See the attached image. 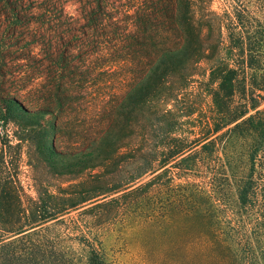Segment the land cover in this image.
I'll list each match as a JSON object with an SVG mask.
<instances>
[{
  "label": "trees",
  "instance_id": "obj_1",
  "mask_svg": "<svg viewBox=\"0 0 264 264\" xmlns=\"http://www.w3.org/2000/svg\"><path fill=\"white\" fill-rule=\"evenodd\" d=\"M76 2L82 23L65 40L61 32L72 26L58 25L65 16L60 0H0V53L39 46L40 72L60 79L57 112V93L77 102L75 87L94 84L72 60L100 52L111 65L105 73L130 64L132 78L111 110L100 112L102 98L90 97L83 190L60 192L54 206L23 217L18 187L0 172V264H72L67 239L81 247L83 264H117L99 237L130 215L144 228L171 233L169 264L192 255L195 264L264 256V23L240 10L194 14L190 0H134L133 12L124 13L130 27L109 0ZM92 72L87 61L84 73ZM3 101L19 106L13 97ZM55 129L80 138L73 126Z\"/></svg>",
  "mask_w": 264,
  "mask_h": 264
},
{
  "label": "rangeland",
  "instance_id": "obj_2",
  "mask_svg": "<svg viewBox=\"0 0 264 264\" xmlns=\"http://www.w3.org/2000/svg\"><path fill=\"white\" fill-rule=\"evenodd\" d=\"M109 1L115 7L111 12L121 20L120 24L127 23L131 27L132 22L126 19L124 13L127 11L131 14L136 8V2ZM60 6L65 16L59 17L61 21L58 25H62L63 29L64 24L69 21L72 26L70 32L66 30L61 32L66 40L74 32L73 28L82 23V18L76 0H60ZM178 9L184 11L186 8ZM188 10L194 14H204L209 11L217 14L232 13L240 10L242 13L249 12L255 15L264 23L263 0H190ZM32 26L34 29L39 27L36 24ZM70 44L72 45V42ZM21 47L18 49L10 45L2 54L0 53V69L3 73L0 75V172L8 174L13 184L18 187L19 203L25 208L23 217H32L37 213V209L43 207L49 209L54 206L58 202L56 196L60 192L70 195L75 190L81 191L85 185H88L90 171L83 167L87 165V158L84 157L87 152L84 148V134L92 122L89 118L90 97L95 96L97 101L102 98V102L97 106L100 112L111 110L109 108L111 100H117L116 97L123 92L132 74L126 73L131 68L130 64H116L114 72L105 73L104 69L110 70L111 65L105 61V57H98L100 52L84 62L72 60L70 64L73 68L77 67L80 73L94 84L90 86L88 83L86 88L75 87V91L79 94L77 102L68 100L69 97H64L63 93H57L61 96L59 99L62 102V111L57 112L55 108L58 107V103L53 98L56 93L55 88L60 84L57 73H54L53 77H44L40 72V63L35 61H39L40 57L38 45ZM30 51V57L26 58ZM87 61L93 68L89 76L84 73ZM65 72L66 69L61 71L62 74ZM68 76L75 79L76 84L78 79H82V77ZM61 81L66 82V88L70 87L67 77ZM78 83L85 84L84 79ZM73 89L71 87L67 92L72 93ZM7 97L16 99L19 106L28 113L17 104L10 106L3 101ZM96 120L101 121L103 125L107 121L102 117ZM64 124L67 128L75 127L80 138H74L69 130H65L60 136L55 127ZM196 136L191 134L189 138ZM74 150L79 152L74 154ZM58 151L61 154H58ZM107 175L104 177H111V174ZM83 195L82 192L79 197ZM14 203L8 201V204ZM75 213L76 211H70L68 215L75 216ZM162 232V229L144 228L130 215L124 217L122 222L109 224L104 228L99 237L101 249L108 259L117 264H169L165 253L166 241L171 233L164 232L165 235H162ZM64 245L73 258L72 264H83L81 247L70 239H67ZM254 259V262H250L248 256L242 255L239 260L243 261L241 264H264L263 255ZM196 260L197 256L192 255L184 263L195 264Z\"/></svg>",
  "mask_w": 264,
  "mask_h": 264
}]
</instances>
